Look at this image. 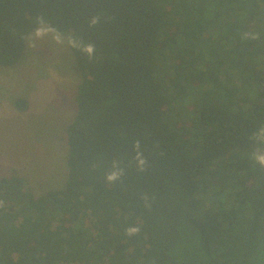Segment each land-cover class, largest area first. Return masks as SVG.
<instances>
[{
    "label": "trees",
    "instance_id": "trees-1",
    "mask_svg": "<svg viewBox=\"0 0 264 264\" xmlns=\"http://www.w3.org/2000/svg\"><path fill=\"white\" fill-rule=\"evenodd\" d=\"M158 1L0 0L1 67L38 16L97 49L68 48L62 188L0 178V264H264V0Z\"/></svg>",
    "mask_w": 264,
    "mask_h": 264
},
{
    "label": "rangeland",
    "instance_id": "rangeland-1",
    "mask_svg": "<svg viewBox=\"0 0 264 264\" xmlns=\"http://www.w3.org/2000/svg\"><path fill=\"white\" fill-rule=\"evenodd\" d=\"M158 3L152 0L153 5ZM216 7L225 9L218 20L226 19L225 4ZM29 36L19 61L11 67L0 66V178L20 176L38 197L64 184L65 126L76 110L80 75L67 47L49 40L30 47ZM17 99L28 102L26 110L16 109Z\"/></svg>",
    "mask_w": 264,
    "mask_h": 264
},
{
    "label": "clouds",
    "instance_id": "clouds-1",
    "mask_svg": "<svg viewBox=\"0 0 264 264\" xmlns=\"http://www.w3.org/2000/svg\"><path fill=\"white\" fill-rule=\"evenodd\" d=\"M34 23L36 27L28 38L30 47H35L41 41L49 40L57 47H67L77 50L89 60L96 58L95 54L97 49L94 43H85V41L80 37L66 34L42 16L36 17ZM96 23V19L91 21L93 26ZM252 139L255 142V146L249 158L254 165L258 166L260 169H264V128L257 129V131L253 134ZM135 160L137 167L142 168L144 165V160L139 152H137ZM112 167L113 170L106 176V180L108 182H114L118 180L123 173V169L120 168L118 162H115Z\"/></svg>",
    "mask_w": 264,
    "mask_h": 264
},
{
    "label": "bare ground",
    "instance_id": "bare-ground-1",
    "mask_svg": "<svg viewBox=\"0 0 264 264\" xmlns=\"http://www.w3.org/2000/svg\"><path fill=\"white\" fill-rule=\"evenodd\" d=\"M159 60V59H158ZM157 63V62H156ZM160 67V66H159Z\"/></svg>",
    "mask_w": 264,
    "mask_h": 264
}]
</instances>
